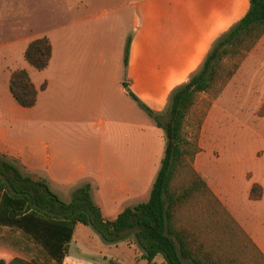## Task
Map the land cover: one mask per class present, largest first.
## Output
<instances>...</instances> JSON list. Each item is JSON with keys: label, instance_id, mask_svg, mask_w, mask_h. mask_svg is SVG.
Masks as SVG:
<instances>
[{"label": "crops", "instance_id": "0c3cea01", "mask_svg": "<svg viewBox=\"0 0 264 264\" xmlns=\"http://www.w3.org/2000/svg\"><path fill=\"white\" fill-rule=\"evenodd\" d=\"M250 1H131L134 29L132 38L130 37L131 53L126 67V81L123 69L124 41L117 50L107 49L102 52L100 35L95 38L93 34V38L88 43L90 45L89 59L75 60L83 49L79 45L80 32L75 34V39L70 40L68 49L79 45L80 50L70 56L74 59L70 62H63L62 55L59 63L62 66L67 63L63 66L65 74L62 77L57 71V76H60L62 82L69 79L71 83L76 79L83 81L86 78L91 83L86 86L91 92H95L93 85H97L100 94L103 93L104 96L101 98L99 94L95 98L98 109L94 108V113H103L106 116L97 120L93 114L94 116L84 126L74 130L75 136H73L71 150L63 138L48 135L51 131L48 126L44 127L42 134H38L36 111L43 94L49 91L51 83L45 80L44 83L37 85L28 73L38 90L37 103L32 108H23L16 103L11 93L12 98L7 96L6 103L11 106V110L8 111L5 108L0 110V154L18 159L34 180L44 179L50 187L59 185L65 188L69 191L68 196H71L79 186L90 184L95 203L102 210L104 217L110 220L116 219L128 207L147 202L156 180L154 176L158 175L157 172L164 158L162 154L165 140L157 130L154 136V147L150 148L149 144L145 143L141 144L139 152H133L131 132L134 120L139 118L141 112L134 106L135 101L128 89L130 88L133 94L153 110L164 109L171 92L189 81L191 74L198 70L215 40L245 17L250 9ZM44 37L51 41L48 36ZM33 41L31 37L21 39L18 35L14 43H3L0 48L19 47L22 42H26L24 43L26 51ZM263 41L264 36L260 43ZM51 44L53 58L55 51L52 41ZM11 49L10 53L17 51V48ZM51 65L50 61L47 68L49 69ZM109 65L117 66V68L108 70ZM240 68H243V64ZM110 71L114 75L112 80L108 79ZM12 72H9V77L6 78L8 88ZM124 83L128 84V89ZM44 84L46 88L42 89ZM75 85L76 83H73L71 87ZM99 101L103 107H100ZM108 109L112 111L106 114L105 110ZM210 116L211 112L202 127L201 137L204 135ZM111 122L113 123L111 133H114V136L104 139L99 134L98 128ZM135 126L142 134L141 124ZM104 129L106 132L107 128L104 127ZM117 129H121L124 133L123 141L121 139L117 141ZM122 132L119 133L122 134ZM199 147L200 152L193 160L192 167L204 180L208 191L201 189L192 200L178 210V227L185 229L191 237L197 238L198 235H202L211 238L217 230L216 224L220 220V215L224 213V208L264 255V179L252 177L246 191H239L234 183L228 180L229 176L215 177L212 174L213 156L203 142H200ZM254 185L262 187L261 199L250 198ZM56 194L61 196V193L56 192ZM239 201L245 207V214L240 211ZM197 203L203 204L199 210ZM81 225H77L71 244L78 242L76 233ZM83 233L97 239L91 232L83 230ZM1 240L0 238V250H8L14 257L27 261L35 260L41 264H54L42 253L38 245L26 238L25 243L21 242L25 246L23 249L9 246ZM76 249L79 251L78 246ZM83 255L80 253L72 258L68 253L63 264H83L86 261ZM100 256L107 257L105 253ZM160 257L162 256L158 255L152 264L164 263L163 257Z\"/></svg>", "mask_w": 264, "mask_h": 264}, {"label": "rangeland", "instance_id": "374dc122", "mask_svg": "<svg viewBox=\"0 0 264 264\" xmlns=\"http://www.w3.org/2000/svg\"><path fill=\"white\" fill-rule=\"evenodd\" d=\"M131 1L134 0H0V45L14 43L18 35L21 39L31 37L32 41L48 36L55 51L51 67L39 71L25 59L24 43L26 42H22L19 47H11L17 48L15 53H10L12 52L11 48H0V110L4 108L8 111L11 110V106L6 103L7 96L12 98L6 83L9 72L16 69L26 70L37 85L48 80L51 87L47 93L43 94L40 106L36 111L38 134H42L44 127L48 126L51 130L48 135L63 138L71 150L73 136H75L74 130L84 126L94 115L97 120L106 115L94 113V108L98 109L95 98L101 93L97 85H93L95 92H91L86 87L91 84L86 78L83 81L76 79L71 83L69 79L62 82L60 76H57V71L59 74L61 73L62 77L65 74L63 66L67 63L62 66L59 63L61 57L63 55V62L73 61L74 59L70 56L80 50L79 45H81L83 49L75 60H88L90 46L88 43L93 38V34H95V38L100 35L102 52L107 49L117 50L124 41L123 52L126 54V48L134 29ZM78 33L79 45L68 49L70 40L75 39L74 35ZM80 34H82L81 37ZM258 45L259 47H257ZM130 53L131 39L129 57ZM242 60L243 68H240L225 87L219 80L214 91L199 94L186 118L184 134L189 141L193 142L199 136L198 144L203 142L208 152L212 154L211 172L215 177L229 176V179H225L230 180L239 191L244 192L248 187V182L253 179L252 177L264 179V41L262 43L259 41L252 51L243 56ZM127 65L124 62L125 81L127 80ZM113 68H117V66L109 65L108 70ZM111 73L113 72L110 71L109 80L114 77ZM73 83L76 85L71 87ZM129 91L132 93L130 88ZM99 96L103 98L104 94ZM137 99L163 121L167 120L170 96L166 106L160 111L153 110L138 97ZM135 103L134 106L141 112V115L134 120L131 132L133 152H139L141 144L145 143H148L150 148L154 147V136L159 130L165 140L162 154L164 157L167 142L164 130L156 126L154 117H151L136 101ZM100 107L103 106L100 104ZM110 110H105V113L107 114ZM210 112V119L204 135L201 137L202 127ZM140 124L143 127L142 134L135 126ZM104 127L107 128L106 132ZM111 128H113V123H106L103 127L98 128L99 134L104 139L112 137L114 133H111ZM117 130V141L120 139L123 141L124 133L121 129ZM192 162L193 160H189L188 163L192 166ZM22 170L25 174L33 177L29 171ZM156 176L157 174L154 179ZM183 176L181 180L185 181L186 175L183 174ZM51 189L55 193H61L60 198L63 201L70 202L72 195L68 196V190L59 185L53 186ZM238 205L241 207V213L245 214L246 210L241 201L238 202ZM201 207L203 204L197 203L198 210ZM83 230L96 235L98 241L88 234H84ZM221 236L222 241H220L221 237H216V233L211 238L198 235L196 245L202 246L203 253L212 254L213 259L222 258L223 264H229L231 259L235 260L234 264H264V260L244 238H240L238 241L236 237ZM0 238L2 243L9 246L21 249L25 247L21 244V242L25 243V237L15 229L0 228ZM77 239V243L70 244L69 255L75 258L83 253V258L86 259L83 264H147L142 259V255H138L142 252L133 239L109 245L104 243L91 227L84 225H81L77 231L76 241ZM211 240L215 242L212 243ZM132 243L134 245H131ZM77 246L80 252L77 251ZM104 253L107 257L103 258L100 254Z\"/></svg>", "mask_w": 264, "mask_h": 264}, {"label": "trees", "instance_id": "16d2710c", "mask_svg": "<svg viewBox=\"0 0 264 264\" xmlns=\"http://www.w3.org/2000/svg\"><path fill=\"white\" fill-rule=\"evenodd\" d=\"M250 2L248 13L215 41L200 69L171 93L166 121L140 103L124 83L131 97L154 117L156 126L164 130L167 139L165 156L147 202L128 207L116 219L110 220L95 203L90 184L76 188L70 202H65L46 180H34L25 174L22 169L27 168L18 159L0 154V227L20 232L38 245L54 264L64 263L78 224L91 227L109 245L133 239L147 264H152L158 255L163 257L164 264H223L222 258L213 259L209 252L203 253L202 246L196 245V237H191L177 225L178 210L201 189L208 191L204 180L188 163L200 152L199 136L195 142L189 141L184 126L199 94L214 91L219 80L225 87L240 69L243 56L252 51L264 36V0ZM129 48L130 39L125 54L126 65ZM52 53L51 41L43 37L29 44L25 59L43 71L50 64ZM45 88L44 84L42 89ZM9 89L19 106L32 108L36 105L38 90L26 70L12 72ZM183 174L186 175L185 181L181 180ZM262 195V187L254 185L250 198L258 200ZM223 211L216 224V237H221L220 241L221 235L236 237L238 241L244 238L264 260V255L243 229L224 208ZM234 262L231 259L229 264ZM0 264L41 263L0 250Z\"/></svg>", "mask_w": 264, "mask_h": 264}]
</instances>
